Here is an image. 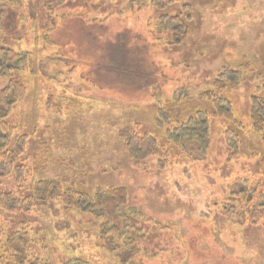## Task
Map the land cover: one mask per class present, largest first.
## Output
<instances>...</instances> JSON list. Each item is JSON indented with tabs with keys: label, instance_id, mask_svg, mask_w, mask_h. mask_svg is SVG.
Segmentation results:
<instances>
[{
	"label": "rangeland",
	"instance_id": "rangeland-1",
	"mask_svg": "<svg viewBox=\"0 0 264 264\" xmlns=\"http://www.w3.org/2000/svg\"><path fill=\"white\" fill-rule=\"evenodd\" d=\"M127 1L74 0L50 13L42 0H22V5L18 0L0 8V50L27 52L34 66L44 64L46 74H30V66H20L27 89L12 110L13 121L44 126L23 154V194L30 196L31 186L43 177L64 180L66 186L91 195L108 185L126 188L128 215L133 223L136 220V228L141 227L129 228L126 236L138 247L145 246L148 254L123 264H264V228L239 226L240 220L227 210L232 203L236 212L245 208L237 195L243 184L255 187L253 193H264V166L260 155L248 148L254 136L235 126L241 145L239 152H228L223 119L201 97L207 91L223 94L233 118L247 124L248 97L264 74V0H181L192 5L193 15L189 39L177 46L166 43L167 31H159L160 12L151 0ZM44 33L55 44L45 43ZM120 52L127 65L137 62L143 72L152 70L154 83L139 88L130 75L125 80L114 76L109 66L120 62ZM53 57L58 58L49 60ZM226 68L239 70L241 78L236 86L218 91L215 82ZM8 83L9 77L1 75L0 88ZM256 94L264 96L263 89ZM49 95L54 103L59 102L54 96L67 95L66 108L56 112L40 103ZM158 97L162 110L181 121L207 111L200 117L209 123L207 143L189 141L185 149L195 150L186 151L189 156L173 166L160 167L157 156L130 158L116 135V126L138 122L141 131L151 132L166 146L155 120ZM42 140L48 144L41 145ZM31 202L35 212L0 210L1 224L7 217L9 228L24 227L31 240L26 246L29 257L50 264L69 256H81L90 264H121L116 255L126 236L118 233L122 240L108 237L102 244L103 220L67 209L59 200L44 207Z\"/></svg>",
	"mask_w": 264,
	"mask_h": 264
},
{
	"label": "trees",
	"instance_id": "trees-1",
	"mask_svg": "<svg viewBox=\"0 0 264 264\" xmlns=\"http://www.w3.org/2000/svg\"><path fill=\"white\" fill-rule=\"evenodd\" d=\"M4 1L5 0H0V8L5 5L10 7V4L13 2L12 0V2L10 1L5 4ZM69 1L74 0H42V4L46 11L50 13L55 8L67 4ZM81 1L86 4L100 3L102 1L108 3L120 2V0ZM132 1L134 0H128L127 2L131 4ZM21 2L22 0H20L19 5H22ZM14 3L16 5L18 0H15L13 4ZM185 3L187 2H181V0H151L150 2L152 8H156L160 12L157 19L158 22L156 21V25L158 23L160 26L159 31L165 30L169 34V40L166 42L167 44L177 46L189 39L193 8L192 5ZM117 13L120 14L119 10H117ZM0 14L4 13L0 11ZM49 37L50 35L43 34L45 43L55 44ZM0 51L1 55H3V57L0 58V76L6 75L9 77L8 85L4 88H0V186L3 183V187H5H0V210L4 213L11 214L28 213L31 209L33 210L30 212H35L34 207L36 206H32L33 203L31 202L33 199L37 200L42 207L53 205L55 200H59L67 209H78L91 215L93 219L95 218L97 221L103 220L101 224V233L104 234V237L101 235L99 238L102 244L108 240V237H110V240L114 239L115 236L119 235L118 233H120L121 236H126L129 228L137 227V222L135 220V223H133V218L128 215V213H131L127 207L128 192L123 186L108 185L104 187L102 193L95 191L91 195L66 186L64 180H51L43 177L31 186L30 196L23 194L21 188L25 181V175L23 173L24 163H22V160H26V156L23 154L26 151L29 140L36 137L37 131L44 126L39 125L37 122H24L23 125L28 126V128L31 127V129L27 128L29 130L27 131L25 128H22V123L15 120L13 121L12 110L23 98L27 89V80L22 77V68L20 66H30V74H39L41 76H45L46 74L43 70L44 64L34 66L36 63L34 61L29 62V58L26 56L27 52L17 53L15 50H8L5 48H2ZM121 55L122 59L120 58V62L109 66L110 69H113L114 76H121V78L125 80V77L130 75L131 82L136 83L135 86L139 88H144L146 86L147 89L154 83V79H152L154 73L152 70H147V73L143 72V66L137 64V62L135 64L132 62L127 65V58L124 53L122 52ZM55 58L58 57H53V59L49 60H54ZM38 69L39 72H37ZM3 70L5 71L4 73H2ZM240 73L239 70L226 68L215 82L216 89L220 91L236 86L237 79L241 78ZM260 84V86H257L255 92L248 97L247 124L240 123L233 118L230 108L231 105L223 94L207 91L204 92L201 97L204 96L205 100L211 103L212 113L223 119L221 126L224 132L223 144L225 149H227L228 152L231 150H234L233 152H239L242 139L235 131V126H239L238 131L242 132V130H247L246 132H248V134L254 136V139L251 140L253 143L250 142L251 144L248 145V148L253 150L252 152L254 155H260L262 165L264 166V153L261 154L260 152L264 150V96L262 94H256L259 89H263L264 91V74L261 75ZM66 96H54V99L59 101L54 103L53 98L49 95L45 100L43 98L44 102L40 101V103L48 104V109L60 112L67 106L65 102L69 99H67ZM160 98L161 97H158L154 104V106L157 107L155 109V120L158 125L161 124L163 134L166 138V146H162L151 132L141 131V124L138 122L131 123L128 121L125 124L116 126V135L120 136L124 149L130 158L140 160L149 156H157L160 167H165L166 165L173 166L181 157L189 156L185 154L186 151L190 150L185 149V144H190L189 141H204L205 144L207 143L209 123L207 120L200 118L201 115L207 114V111L203 110V113V111L200 110L197 112L199 116H190L189 119L181 121L179 118L175 119L173 116H169L166 109L165 111L167 113L162 110L161 106L158 105L159 102L163 103V100H160ZM48 138L51 139L50 137ZM45 139L46 137L43 136V140ZM42 141L41 145L43 143L45 144L46 141ZM46 143L48 144V142ZM195 143L196 144H192L191 146H196L197 142ZM42 147L45 148L46 145ZM176 147L179 149H176ZM194 150L195 149H191L190 151L193 152ZM39 152L44 154L45 151L42 149L39 150ZM6 177L9 178L7 179L8 185H6V181L3 180ZM242 186L243 189L239 190L237 195L242 197V204L246 203L244 206L245 208L242 207L240 212H236L235 203H232L227 208L230 214L236 215L235 217L240 220L239 223L233 221V224L238 223L239 226L242 225L244 227L261 226L264 228V209H261L264 207V193L258 195L253 193L255 187L245 188L244 184ZM234 196L235 195H233V199H235ZM29 198L30 201L26 204L25 201ZM2 219L4 224L0 223V264H50L34 256L29 257L27 255L26 246L31 240H27V233L23 232L24 227L21 229L22 231H20L19 226H17L16 229L15 227L11 229L9 228L10 219L7 220V217H3ZM136 229L141 231V227ZM136 234V231L132 232L134 238H136ZM139 236L138 237L141 238V234H139ZM118 239L122 240L121 237ZM132 241V236H126V240L123 242V250L116 255L121 264L126 263L127 260L135 255L140 256L142 255L141 253L148 254V250L145 246L140 248L137 243ZM110 244L112 246L111 249L116 250L112 242H110ZM152 256L155 257L156 254ZM59 264L90 263L81 256H69L67 258H60Z\"/></svg>",
	"mask_w": 264,
	"mask_h": 264
}]
</instances>
